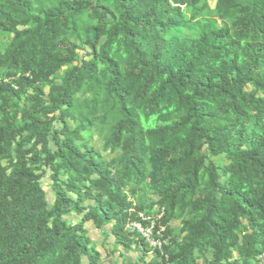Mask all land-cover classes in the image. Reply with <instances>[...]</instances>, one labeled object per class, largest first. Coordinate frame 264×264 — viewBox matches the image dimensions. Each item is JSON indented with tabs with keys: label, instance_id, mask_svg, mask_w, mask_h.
I'll use <instances>...</instances> for the list:
<instances>
[{
	"label": "trees",
	"instance_id": "1",
	"mask_svg": "<svg viewBox=\"0 0 264 264\" xmlns=\"http://www.w3.org/2000/svg\"><path fill=\"white\" fill-rule=\"evenodd\" d=\"M200 3L0 0V264H100L87 225L129 264H255L264 0ZM161 210L167 260L125 230Z\"/></svg>",
	"mask_w": 264,
	"mask_h": 264
},
{
	"label": "rangeland",
	"instance_id": "2",
	"mask_svg": "<svg viewBox=\"0 0 264 264\" xmlns=\"http://www.w3.org/2000/svg\"><path fill=\"white\" fill-rule=\"evenodd\" d=\"M202 3H204L207 6L208 10L211 11L214 7L215 0H201L200 5ZM186 15L187 17H189L188 13H186ZM0 40L6 43L8 41V38L0 36ZM108 131L110 132L111 128ZM83 137L89 141L90 145L93 148H95L105 160H110L112 157L115 156L110 154L108 150L103 149L104 140L108 139V132L107 133L105 132L104 135L101 137L99 136L97 131L92 130L89 133H84ZM214 161L216 162L217 165H221V166H225L227 164L226 160L223 157L215 158ZM42 187L46 192L49 191V180L47 177L42 179ZM76 220L77 218L75 216L68 219L69 222H73V223H75ZM170 226L171 228L176 229L177 223L172 222ZM85 229L88 232V237L91 239L92 243L95 245L96 249L99 251V253L102 256L100 260V264H129L131 262V259L133 258V254L120 253L116 249L115 245L113 244L109 236V232H108L109 228H106L104 231H96L90 225H87ZM106 252L112 254L107 256Z\"/></svg>",
	"mask_w": 264,
	"mask_h": 264
},
{
	"label": "built area",
	"instance_id": "3",
	"mask_svg": "<svg viewBox=\"0 0 264 264\" xmlns=\"http://www.w3.org/2000/svg\"><path fill=\"white\" fill-rule=\"evenodd\" d=\"M10 79L12 78H0V81L9 82ZM162 215L163 210L159 212L156 218H147L145 220L147 224L145 225L138 221H130L126 224L125 230L128 234H137L148 249L159 251L160 255L167 260L165 254L162 252V248L169 244V240L163 236V228L156 229V224L161 219ZM255 264H264V248L256 256Z\"/></svg>",
	"mask_w": 264,
	"mask_h": 264
}]
</instances>
